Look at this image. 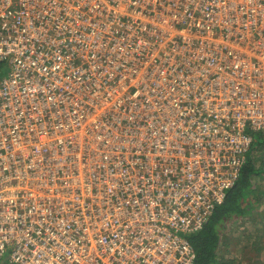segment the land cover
Wrapping results in <instances>:
<instances>
[{"label": "built area", "instance_id": "obj_1", "mask_svg": "<svg viewBox=\"0 0 264 264\" xmlns=\"http://www.w3.org/2000/svg\"><path fill=\"white\" fill-rule=\"evenodd\" d=\"M0 264H195L264 136V0H0Z\"/></svg>", "mask_w": 264, "mask_h": 264}, {"label": "trees", "instance_id": "obj_2", "mask_svg": "<svg viewBox=\"0 0 264 264\" xmlns=\"http://www.w3.org/2000/svg\"><path fill=\"white\" fill-rule=\"evenodd\" d=\"M6 67L0 69V79L6 72ZM255 134L253 147L248 151L247 162L243 166L235 185L229 189L225 201L216 206L207 224L200 230L189 235L195 252V264H233L234 259L221 253L222 230L245 215L254 214L261 205L259 186L255 184L256 175H264V163L256 156L264 146V136L261 139ZM260 193V194H258ZM241 264V263H239Z\"/></svg>", "mask_w": 264, "mask_h": 264}, {"label": "rangeland", "instance_id": "obj_3", "mask_svg": "<svg viewBox=\"0 0 264 264\" xmlns=\"http://www.w3.org/2000/svg\"><path fill=\"white\" fill-rule=\"evenodd\" d=\"M261 139V134H257ZM256 156L264 163V146ZM255 184L260 189L261 205L254 214L245 215L222 230L221 253L234 259L233 264H264V175H256ZM258 193V194H260Z\"/></svg>", "mask_w": 264, "mask_h": 264}]
</instances>
